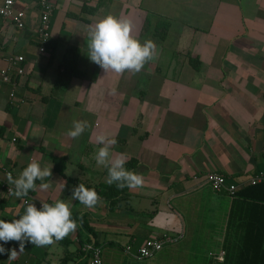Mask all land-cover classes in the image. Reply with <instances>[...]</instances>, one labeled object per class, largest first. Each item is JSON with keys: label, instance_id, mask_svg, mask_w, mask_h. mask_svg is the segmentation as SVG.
Listing matches in <instances>:
<instances>
[{"label": "crops", "instance_id": "1", "mask_svg": "<svg viewBox=\"0 0 264 264\" xmlns=\"http://www.w3.org/2000/svg\"><path fill=\"white\" fill-rule=\"evenodd\" d=\"M49 1L52 53L38 50L36 0H16L22 28L0 15V180L7 170L18 176L32 159L52 165V187L25 199L37 207L71 201L73 217L84 215L95 236L78 226L49 245L26 243L13 261L0 254V264H89L88 247L100 249L102 264H154L167 255L223 264L216 255L224 252L233 196L215 191L206 175L222 173L242 187L264 174V0ZM106 14L130 18L132 34L157 45L141 71L105 73L88 58L89 29ZM69 47L79 50V74L56 88ZM14 55L25 57L24 74L7 83L1 71ZM74 120L89 123L77 139L67 135ZM100 131L117 136L113 155L135 159L133 171L144 179L114 205L101 194L108 173L94 158ZM78 184L94 188L100 202L87 208L72 200ZM23 210V199L0 187V218ZM160 236L174 240L150 258L125 251ZM200 236L203 250L193 240ZM4 246L19 250L17 241Z\"/></svg>", "mask_w": 264, "mask_h": 264}, {"label": "clouds", "instance_id": "2", "mask_svg": "<svg viewBox=\"0 0 264 264\" xmlns=\"http://www.w3.org/2000/svg\"><path fill=\"white\" fill-rule=\"evenodd\" d=\"M133 24L128 17H118L106 14L99 18L88 32L87 56L90 61L100 66L105 73L122 74L125 71L133 73L141 71L145 63L157 54V45L151 39L141 41L132 34ZM89 127L86 120H74L67 135L73 139L79 138ZM100 147L95 153L98 166L107 169V184H115L123 189L140 187L144 183L141 174L126 167L128 157L124 153L113 155V148L118 144L117 136L100 131L95 136ZM52 165L46 166L40 160L32 159L19 173L13 176L6 174V181L11 186L10 193L17 199H23V213H17L15 219L0 218V254L8 253V260L13 261L23 252L26 243L36 246L52 244L54 240L63 239L78 227L73 218L71 201L56 199L54 202L40 201V206L29 197L30 191L37 188L47 191L52 184L47 181L51 177ZM39 181V184H37ZM65 183L60 184L61 192ZM71 199L79 201L87 208H92L100 202V197L94 188L78 184L72 188ZM10 241L19 242V250L6 249Z\"/></svg>", "mask_w": 264, "mask_h": 264}, {"label": "trees", "instance_id": "3", "mask_svg": "<svg viewBox=\"0 0 264 264\" xmlns=\"http://www.w3.org/2000/svg\"><path fill=\"white\" fill-rule=\"evenodd\" d=\"M160 26L162 34L159 37L164 39L168 23L164 22ZM53 47V43H48L47 50L52 53ZM78 53L77 48H68L63 60V70L57 76L56 88L65 87L73 75L79 74L76 66ZM195 68H198V65ZM136 165L137 161L131 159L128 160L126 167L134 170ZM105 187L106 191H102L101 194L110 201L111 205L121 198L126 189V187L117 188L115 184ZM73 218L76 219L80 229L95 236V230L88 225L84 215L78 217L75 214ZM224 252L223 264H264V179L240 186L234 192L227 216Z\"/></svg>", "mask_w": 264, "mask_h": 264}, {"label": "built area", "instance_id": "4", "mask_svg": "<svg viewBox=\"0 0 264 264\" xmlns=\"http://www.w3.org/2000/svg\"><path fill=\"white\" fill-rule=\"evenodd\" d=\"M39 6L40 14H39V24L37 33L39 35V45L38 50L40 54H46L47 45L50 42V32L48 29L50 15L53 10V5L49 0H36ZM16 0H1L0 4V15L4 17L11 18L14 24L18 28L24 27L23 17L24 14L22 11L14 10V4ZM25 61V57L23 55H14L10 56L7 59V68L1 71L2 80L7 83H13L16 77L24 74L23 63ZM13 96V93L11 94ZM262 152L264 154V143L262 146ZM7 173H11L9 170ZM264 179V174L259 173L248 180V183H256ZM206 180L209 185L218 192H226L229 195L233 196L236 189H238V185L236 183H230L227 181V178L224 174L218 172L208 173L206 175ZM0 187L10 192L11 186L6 182L0 180ZM174 238L171 236H160L149 238L145 241V243L139 247L135 252L131 251V247L127 245L125 247V251L127 254L132 255L137 260H143L146 258H150L154 256L157 252H159L165 244L173 241ZM90 252L89 264H102L101 252L99 248L96 247H88L86 248ZM216 259L218 261L224 260V252L220 251L216 255Z\"/></svg>", "mask_w": 264, "mask_h": 264}, {"label": "rangeland", "instance_id": "5", "mask_svg": "<svg viewBox=\"0 0 264 264\" xmlns=\"http://www.w3.org/2000/svg\"><path fill=\"white\" fill-rule=\"evenodd\" d=\"M198 239L200 240L196 242V239L193 238L194 243L196 245V249H200V250L205 249L206 246L202 245L203 243L201 242L202 237L200 236V238L198 237ZM193 262L195 261L193 260ZM154 264H189V260H187V257H183V256L174 257L172 255H169V256L167 255L166 257H163V259H160V260L157 259V261L154 262Z\"/></svg>", "mask_w": 264, "mask_h": 264}]
</instances>
